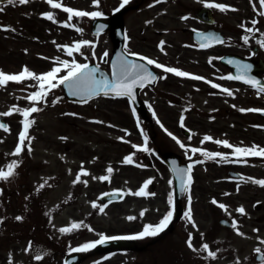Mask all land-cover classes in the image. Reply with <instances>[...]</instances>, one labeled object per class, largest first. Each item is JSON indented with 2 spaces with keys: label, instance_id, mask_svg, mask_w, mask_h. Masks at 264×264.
I'll return each mask as SVG.
<instances>
[{
  "label": "rangeland",
  "instance_id": "374dc122",
  "mask_svg": "<svg viewBox=\"0 0 264 264\" xmlns=\"http://www.w3.org/2000/svg\"><path fill=\"white\" fill-rule=\"evenodd\" d=\"M189 1L192 0H183L182 2L189 5ZM193 1L203 2V0ZM234 1L240 7L238 9H247L245 0H229L230 3ZM121 3L122 0H98V4H94L93 0H91L90 13H101L103 9L112 10V8L119 7ZM181 7L174 10L172 5H170L167 9L172 17L177 18L180 17ZM142 10L143 8L130 12L128 15L129 19L141 17L144 20L143 24H149L147 18L150 17L148 15L150 12L146 8L145 11ZM176 18L172 23V28L178 27ZM236 18L237 16L235 18L232 17L233 25L241 24L237 22ZM90 19L92 20L93 17L90 16ZM243 25H246L245 21H243ZM179 26H183V24L180 23ZM88 30L89 32L85 34L88 39L86 40L85 38L82 41H89V47H82L81 51L73 53L72 57L66 54L64 48L57 46L55 47L56 55H52V59H50L51 53L43 52V56L39 58L41 60L39 69L42 74L47 73L53 67L59 66V60H67L69 63L73 59L78 63L94 61L104 67L105 64L101 62V57L107 52L110 58L113 51L112 41L108 34L94 35L90 29ZM262 33H264V29H262ZM132 34H136L135 31ZM152 35L153 31L151 29L144 34V36ZM259 46L262 47L261 44ZM3 49L4 47L1 45L0 67L3 68H0V71L5 74H19L26 65L21 68V64L15 65L9 61H2L4 58L3 53H1ZM93 55H95V58H93ZM258 57L264 59L262 54L258 55ZM16 60L21 62L20 58ZM27 66L32 70L35 68V66H32L34 68H31L30 65ZM65 74L66 72L64 71L60 73V75ZM214 74L218 76L215 69ZM31 83H34V81H22L20 83L10 81L7 85L0 87V113L12 111L10 116L13 123L17 124L16 136H18L17 142L13 144L12 141L15 142L16 136H13L12 128L7 131L0 128V170H6L7 166L14 162L16 158H18L16 162L19 169L14 177L6 180L2 179L3 181L0 182V264H50V262L52 264H61L65 250L72 245L67 244V241L70 238V234H73L74 229L70 232H61L60 229L70 228L73 223L81 225L82 222L81 219L78 220L80 218L79 213L68 204L67 198L71 190L70 177L72 173H75L77 162L84 157L78 152L83 142L90 141L87 143L90 159L88 161L83 159L82 161L85 160L91 166L92 184H95L96 187L100 184L95 196L105 190L103 180L99 179V177L107 175L113 179V184L120 181L123 189L128 193H135L136 188L134 189V185H140V178L146 180L137 188L138 191L155 175L154 180H151L153 183L156 182L157 190L154 193L163 195V191L165 192L164 195L167 196L166 199L169 200V197L172 198L173 190L170 172L163 166L158 169L149 168V166H146L148 160L153 157L152 154L156 152L158 147L177 153L194 155L185 146L194 142V135L190 139L185 137L183 140L180 135L182 134V129H179L176 122L177 114L174 107L166 108L164 112L162 111V114L158 110L160 115L153 113L152 115L156 118L168 119L169 125L159 126L158 128L157 126L149 127L147 132V128H144L136 113L127 109L128 104L124 98L100 96L81 107L76 105L73 107L65 99H61L62 91L59 86L52 91V99L46 97L45 100L40 102H30L27 99L29 96L27 89L37 82L30 86ZM190 83L185 82L184 90L193 89ZM193 83L196 84V82ZM232 86L235 91L234 97L226 98L227 96H220L214 100L215 105L221 107L222 113L226 110H232L231 114L229 113V116L223 120L232 122L229 125L226 123L221 124V126L214 129V133L218 135L221 141H227L233 147H243L242 144L247 143L249 147L255 145L258 148H264V127L259 129L256 126H252L254 123L258 124L259 122L264 126V120L257 116L255 111H250L251 128L249 129L241 116V112L237 111V109H246L248 104L251 109H255L253 105L258 103L261 98L255 95L258 94V90L253 91L246 86L237 84ZM208 97V94L203 93L200 96H196L193 100L196 105L204 106ZM190 98L186 96V99L190 100ZM244 100L248 102L243 103ZM261 101L259 104L264 107V96ZM45 104L50 105V108L44 110ZM33 106L39 109L42 108V110L38 111L39 113H32L29 117L30 120L35 121L28 130V137L31 142L29 144V140L26 139L24 142V145H26L24 153L13 155L12 153H14L19 144V133L23 130L21 123L23 116L19 112L13 111V109H30ZM234 106L236 111H234ZM72 110L75 112L74 123L69 120L70 116L67 115ZM232 116L233 119L228 120ZM197 120L198 118L191 115L189 124L194 126ZM136 121L138 122L137 126L135 124ZM234 123L236 125L230 127ZM157 124L163 125L161 122ZM195 134L198 135L197 132ZM145 137H148V151L142 152L143 156L140 155L141 159H132L133 162L131 164L125 163L124 160L127 157V153L137 152L133 150V145L141 146V141H143V146L146 145ZM202 139L203 137L200 136L198 141ZM66 143L70 146H67ZM181 144L184 147H181ZM209 145L217 147L214 144ZM29 148L31 149L30 151ZM225 149L226 147L222 144L220 151ZM97 158L100 159V170L94 165V160ZM230 158H234L230 164L228 163L225 166V162L222 161V164L218 168L216 167V170L213 167L214 173H209L204 168L197 167L194 164V169L191 173L190 194L194 193L195 203L188 205L194 221L191 223L186 218L187 232L184 233L182 230L183 234L172 237L176 242L181 239L182 242L178 246L174 245L173 241L170 244L168 242L164 243L166 247L157 256L163 264L175 263L181 259L187 262L190 261V257L184 258V256H180L181 252L185 254L187 251L186 248L181 246L184 241H188V234H197L196 242L199 249H201L206 240L202 236V232L208 231L209 240L211 241L214 228L215 231L216 228H219V234L217 233L215 236L218 247L214 249V252L211 251L215 253V257L206 255L204 252L205 257L208 256L212 259V263L208 262V264H263L258 262L255 256L257 253L256 249L264 251V187L253 181L264 180V157H248L240 163L232 149L228 159ZM153 161L155 164L158 162L157 159ZM125 164L128 166H123ZM73 165L74 167H72ZM122 166L125 168H120ZM109 167L113 170L110 174L107 172ZM232 167L244 173V176L241 179L226 178V169H231ZM123 171L126 173H121ZM78 174L76 173V177ZM40 181H42V190L39 192V195H42V216L33 221L34 211L36 210L35 206L30 203L33 197L31 189ZM22 183L27 184L25 191L15 189H19ZM225 190H227L225 192L226 196L223 198L225 208L216 206L210 208L207 202L210 200L208 197L212 195L213 197L221 198L222 192ZM145 192L153 194L149 184ZM132 196L135 195L131 194L125 202L113 204L112 207L106 208L104 211L106 214H102L100 216L101 219H97L95 222L96 225L101 224V227L96 228L93 226L94 228H91L90 237L92 243L99 241L102 236L106 237L108 233H114L116 227L119 228L125 223L130 224L131 220L128 217H132L134 214L139 217V213L143 209H151V206L155 205V200H149L150 198L148 197L143 199L140 197L137 203H134V201H131ZM190 196L193 197V194ZM128 201L131 203L127 204ZM256 201L262 202L260 209H255ZM92 205L93 202L91 201L90 206ZM83 206H88V204ZM161 207L164 208L165 204H162ZM240 207L244 209V213L241 215L237 211ZM110 210L111 212H109ZM123 210L127 211L125 215L121 212ZM84 211L86 212L85 209ZM45 215L51 217L50 222ZM224 216L234 217L237 227L232 230L221 228L218 225V220ZM17 217H20V219H17ZM101 230L108 231V233H101ZM238 232L243 235L238 234ZM201 255L198 261L202 258ZM37 257L40 258L37 259ZM150 259L146 257L144 260L149 261ZM91 260L87 263L90 264Z\"/></svg>",
  "mask_w": 264,
  "mask_h": 264
},
{
  "label": "flooded vegetation",
  "instance_id": "af4514ba",
  "mask_svg": "<svg viewBox=\"0 0 264 264\" xmlns=\"http://www.w3.org/2000/svg\"><path fill=\"white\" fill-rule=\"evenodd\" d=\"M133 1L134 4L125 5L123 8L118 7L119 10L128 8L123 15V19L126 28L125 43L130 48V52L152 59L165 67L176 68L190 75L194 74V76L202 77L203 79L198 80L194 88L191 89H196V92L213 91L212 85L216 81L223 87L228 85L229 81H237L239 84L248 85L239 80L223 78L232 75V70L222 63V58L226 55L236 54L251 60H258V57L255 56L258 54L264 56V49H260V43H258V41H264V33H262V29H264V15H260L261 12H264V8L261 7L260 0H245L247 9L241 10L238 9L240 7L237 6L235 1L230 3L229 0H203L202 3L192 0L189 1V5L182 2L183 0H160V2H157V0ZM57 2L74 10L90 12V0H57ZM208 3L226 6L225 11H221L215 7L210 8V23L198 18V11ZM170 5H172L174 10L182 6L180 17H175L178 21V27L175 28H172L175 18L170 15L167 9ZM0 8L3 9L0 11V32L2 33V36L0 35V46L3 45L4 47L1 52L4 55L2 61H9L15 65L21 64V68L23 65H26L23 69L28 68L27 65H30L31 68L35 66L33 71L31 69V72L37 75L42 74L39 69V64L41 63L39 58L43 56V52L51 53L50 59H52V55H56V46L63 48L61 46H69L80 40H85V38L86 40L88 39V36L85 37V34L89 32L90 16L73 17L71 21H68L67 13L61 9L51 8L46 0H29L26 4L16 3L12 5L7 4L6 0H0ZM118 8H112V10L103 9L101 16L111 15ZM142 8L144 11L146 8L150 12L148 14L150 17L147 18L149 24H143L144 20L141 17L129 19V12L141 10ZM46 13H52L55 22L46 19L44 15ZM235 16H237V22L241 24L233 25L232 17L235 18ZM243 21L246 22V25H243ZM252 21H256V23L253 24ZM66 23L72 26L65 27L64 24ZM180 23L183 26H179ZM76 28L81 29V31H76ZM247 28H252L253 31L247 32L245 30ZM150 29L153 31V35L144 36ZM208 29L220 33L224 37V42L214 43L211 47L202 48L193 41L192 33L194 30ZM134 31L136 34H132ZM244 37H248L247 43H245ZM161 42H163L162 45ZM198 54L199 56H197ZM17 58H20L21 62H17ZM151 66L158 72L160 77L165 78H160L154 86L142 89L141 96L156 98V100H152L150 103L151 106H155L157 109L161 108L160 99L165 105L167 102H172L171 98H178L175 102L179 105L181 113L182 109L186 106L183 102L187 96L183 88L185 80L190 79V81H193L194 79L166 73L162 68H156L154 65ZM214 69L218 77L215 74L213 75ZM220 73L223 75L220 76ZM225 95L229 96L228 94ZM211 110L214 111L213 114H209L213 118L211 121L213 123L212 126H220L219 119L224 120L230 113L229 110L222 113L219 105L213 107ZM198 117L204 118L203 115H198ZM214 119L217 121H214ZM9 120H6L8 123L7 129L12 128V134L16 136L17 124H14L11 118ZM223 123L226 122L223 121ZM82 155L86 159V154L82 153ZM26 186L27 184L24 183L22 188L25 189ZM83 188L88 191V197L85 196V200L88 201L93 196L89 182L85 183V180L74 181L73 191L76 198L82 196ZM15 189L19 191L18 188ZM133 229L134 227H124L121 230L128 232Z\"/></svg>",
  "mask_w": 264,
  "mask_h": 264
},
{
  "label": "snow or ice",
  "instance_id": "6c2138e0",
  "mask_svg": "<svg viewBox=\"0 0 264 264\" xmlns=\"http://www.w3.org/2000/svg\"><path fill=\"white\" fill-rule=\"evenodd\" d=\"M7 4H26L29 2V0H6ZM46 2L51 6V8L53 9H61L63 12L68 14V21H71L73 17H87V16H91L93 18L100 16L101 13L99 12H87V11H81V10H74L70 7H66L63 6L62 3L57 2V0H46ZM157 2H160V0H157ZM94 4H98V0H93ZM129 3V0H122V3L120 4V8H123L126 4ZM260 5L262 8H264V0H260ZM206 7L212 8H218L221 11H225L226 10V6L225 5H221V4H212V3H208L205 5ZM3 9L0 8V11H2ZM235 10V9H232ZM117 11H119V8L117 9ZM45 18L55 22L54 20V16L52 13H46L44 14ZM260 15H264V12H261ZM253 24L256 23V21H252ZM65 27H69L72 26L68 23L64 24ZM7 30V29H5ZM247 32H252L253 29L252 28H247L245 29ZM76 31H81V29L76 28ZM204 43H202L200 46L202 48L204 47H211L213 42L216 43H223L224 41L215 37V36H203L202 37ZM245 43H247L248 41V37H244L243 38ZM258 43L261 44V46H264V41H258ZM90 42L89 41H80V42H76L74 43L72 46H61L64 48V50L66 51V54L69 57L73 56V53H79L81 51V48L89 45ZM163 44V42H161V45ZM162 50V49H161ZM131 55H137L135 53H131ZM108 53L105 52L103 54V56L101 57V60H104V57H107ZM93 58H95V55H93ZM139 59L141 61H146L147 65H154L156 68H162L164 72L166 73H173L176 76H180V77H190L191 79L194 80H201L203 79L200 76H194V75H190L189 73L180 71L176 68H172V67H165L164 65H161L159 63H157L156 61L143 57V56H139ZM230 63L232 61H229ZM59 66L57 67H53L50 71H48L47 73L44 74H40L37 75L35 73H32L31 71H29L27 68H24L19 74H5L2 71H0V87L7 85L8 82L12 81V82H17L20 83L22 81L25 80H33L37 82V87L38 90L32 92L27 99L30 102H40L45 100V98L48 95V92L53 89L56 88L60 85H64L68 88L69 90V94L72 96H80L85 98L84 102H87V99H90L94 96H98L100 94H104V95H108L109 93L114 94L115 97H127L130 101H134L135 99V89L137 87L139 88H144L145 86L154 83L155 80L157 79V77L150 72L147 67L145 66V64L143 63H134L128 60H125L123 58L120 59V61L118 63L114 62L112 64V80L109 81V79L104 76L103 73H100V69L99 66H95V67H90L88 63H78L76 62L74 59L71 61V63H69V61L67 60H59L58 61ZM237 70H238V74L233 76V75H229L227 77H223L226 78L228 80H242L243 83L248 84L250 86H252L253 88H257L258 92L260 93H264V86H259L260 85V81L249 77L247 75V73L250 71V65L247 64H236ZM64 71L66 72L65 75H60V73ZM100 73V78H97V74ZM161 79L165 78V77H160ZM213 88L218 87V85L213 84L212 85ZM224 92H226L229 96L232 95V92L228 89H223ZM41 109L33 106L30 109H19V108H15L13 109V111L19 112L22 116H23V120L21 121L22 125H23V130L19 133V144L17 145L14 153H12L13 155H19V153L22 151V148L24 146V142L25 140H29V144H30V138L28 137V130L31 127V125L35 122L34 120H30L29 117L31 116L32 113L38 112ZM241 111H261L258 109H241ZM12 111L9 112H5V113H0V115H11ZM183 117H181V127H183ZM0 128H3L5 131H7V127L6 125L0 123ZM171 135V134H170ZM191 137H189L190 139ZM173 139H175V137H173ZM212 138L209 136H205L204 140H211ZM177 143H179V141H177ZM215 143L217 144H223L224 147L226 148H232L235 157L237 158V160H240L243 157H248V156H259V157H264V148H258V146H252V147H233L231 144H229L227 141H215ZM181 147H184L183 144H181ZM133 148H137L136 145H133ZM31 149L29 148V151ZM139 151H148V149L145 148H138ZM192 153L195 154L197 152H200L201 155L205 156L208 159H216L217 157H220L221 159H225L227 160L228 157L227 156H221L220 153H212V152H206L203 151L201 149H197V148H192L191 149ZM189 159H191L189 157ZM125 163L127 164H131L132 161V157L128 156L125 158L124 160ZM196 163H203V161H196ZM193 165H189L187 169H181V168H175L174 171L176 172V174L178 175L179 179H180V186H181V191H187L190 189V186L192 184V176H191V169H192ZM18 167V163L17 162H12L11 164H9L7 166V171L4 170H0V179H8L10 176L14 175V169ZM112 168L109 167L107 169V172L110 174L112 172ZM81 175H88V173L86 171L82 170L81 172L77 175L76 177V181L79 182L80 181V176ZM99 179L101 180H108L109 176H102L99 177ZM254 183L259 184L260 186L264 187V180H256L253 181ZM86 183V182H85ZM151 183V180H149L148 182H146L144 184V186L137 192L135 193H129V194H133L136 196H142V195H146L147 193L145 192V189L148 187V184ZM169 183H171V181H169ZM42 187V185H41ZM105 195H111V196H115L118 195V193H105ZM214 204L216 203L215 200L212 201ZM169 203H172V198L169 197ZM191 203V199L189 197V204ZM94 208L97 207V205L95 203H93L92 205ZM106 207V205L104 206ZM219 207L221 208H225V205L221 204L219 205ZM101 211H103V207H101L100 209ZM238 212H240L241 214L244 213V209L243 207H240L237 209ZM143 212L141 213V216H143ZM185 216L187 218V220L189 222H192V216H191V209L189 208V211L185 213ZM173 217V212L172 211H168L166 213V215L163 216L162 219H160L159 223L152 225V224H148L145 225L143 228V231H141L140 233H138L137 235H133V236H125V237H112L111 239H126V240H138V239H143L145 237H153V236H157L158 234H160L161 232H163L168 225L170 224L171 220ZM17 219H20V217H17ZM128 219H135V217H128ZM193 226H195L193 224ZM80 225L77 223H73L71 225L70 228H61L60 231L61 232H70L73 229H77L79 228ZM232 227L236 228V222L233 221L232 222ZM240 235H243L242 233H239ZM110 238L108 237H101V239L97 242L94 243H90V244H84L82 247L73 249V251L76 252H84V251H88L90 248H94L96 246L97 243L99 244H103L106 240H108ZM188 246L191 248L192 244H191V237L189 238L188 241ZM208 249V245L204 244L202 246V250H207ZM195 250V249H194ZM257 252L260 251V249H256ZM209 256L211 257H215V253L213 252H209L208 253ZM40 257H37V259H39Z\"/></svg>",
  "mask_w": 264,
  "mask_h": 264
},
{
  "label": "water",
  "instance_id": "95a60500",
  "mask_svg": "<svg viewBox=\"0 0 264 264\" xmlns=\"http://www.w3.org/2000/svg\"><path fill=\"white\" fill-rule=\"evenodd\" d=\"M106 29L111 30L112 37H113V39H114V41L116 43L115 56H114V59L112 61V64L114 62L118 63L120 61L119 60V58H120L119 56L121 54V50H122V40H123V28H122V24H121V22L119 20L118 15L115 16V17H113V18H96V19H94L92 21V30H93L94 33H101L102 31H104ZM125 60L130 61L128 58L125 59ZM233 61H236V62H233ZM233 61L231 63L233 65H236L239 60L234 59ZM242 63L243 62H241V64ZM89 66L90 67H95L97 65H95V64H89ZM99 69H100V73H103L104 76H106L109 79V81L112 80V75L111 76L107 75L100 67H99ZM100 73L97 74V78H100ZM63 88H64V91H65L66 96L68 98L73 99V100H77V101H83V100H85V98H83V97L70 95L69 94V90H68V88L66 86L63 85ZM0 121H1V119H0ZM170 157L173 158L174 155L168 154V155L165 156V159L167 160V158H170ZM173 161L174 162H173V165L172 166H173L174 169L175 168L187 169V167H179V165L177 163L178 162V158L177 157L174 158ZM180 192H181V194L179 195V198L181 199L183 197L184 191H180ZM179 198H178V205H179V208H180V200H179Z\"/></svg>",
  "mask_w": 264,
  "mask_h": 264
}]
</instances>
